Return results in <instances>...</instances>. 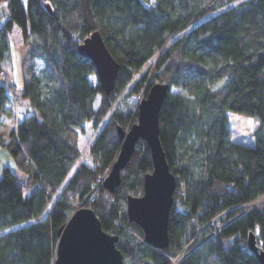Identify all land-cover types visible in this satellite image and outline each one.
Listing matches in <instances>:
<instances>
[{
    "label": "trees",
    "instance_id": "16d2710c",
    "mask_svg": "<svg viewBox=\"0 0 264 264\" xmlns=\"http://www.w3.org/2000/svg\"><path fill=\"white\" fill-rule=\"evenodd\" d=\"M5 1L0 73L15 26L25 47L18 86L0 81V149L24 175L1 169L0 264H53L57 232L80 208L117 237L123 264H259L247 240L254 234L264 251V0ZM93 32L119 66L109 96L77 51ZM155 84L178 91L159 113L160 143L183 193L174 195L164 250L145 244L126 214L152 168L146 144L136 143L112 193L102 184L121 147L118 128L137 120L127 100ZM16 98L24 106L5 132ZM227 112L259 123L254 145L230 140ZM85 124L102 126L93 167L76 166Z\"/></svg>",
    "mask_w": 264,
    "mask_h": 264
},
{
    "label": "water",
    "instance_id": "95a60500",
    "mask_svg": "<svg viewBox=\"0 0 264 264\" xmlns=\"http://www.w3.org/2000/svg\"><path fill=\"white\" fill-rule=\"evenodd\" d=\"M79 55L92 61L96 78L109 96L115 85L119 66L108 52L98 32H93L77 49ZM171 92L168 85L155 84L148 88L137 107V120L126 131L118 128L121 147L104 178L103 187L113 192L120 184V175L126 167L136 143L146 144L151 157V171L144 175L143 190L139 196H128V222L142 231L143 242L157 250L168 247L169 216L174 203L176 180L170 172L159 139V113ZM58 241L53 264H123L122 254L116 247L117 237L102 230L96 214L87 208L76 210L57 232ZM248 249L264 264V251L249 233Z\"/></svg>",
    "mask_w": 264,
    "mask_h": 264
},
{
    "label": "rangeland",
    "instance_id": "374dc122",
    "mask_svg": "<svg viewBox=\"0 0 264 264\" xmlns=\"http://www.w3.org/2000/svg\"><path fill=\"white\" fill-rule=\"evenodd\" d=\"M8 39L10 42V49H11V61L9 64L11 65L8 64L4 68V70L1 71L0 81L3 82V84L7 86H8L7 82H10V83L14 82L18 86V82L20 78L19 65H20L22 56L24 54L25 45L21 44V47L17 48V45L22 43V35L20 32V29L17 26L13 28V31L9 34ZM16 48L18 51L15 54ZM90 80L92 83L95 84L97 82L96 75L91 76ZM177 92L178 91L176 89H173V88L171 89V93H177ZM122 98H123V95H121V98L120 99L118 98L117 101H122ZM141 99L142 98L135 97V96L131 97L127 100V104L129 105L130 109L135 111L137 110V107ZM16 100H17L16 102L17 107L15 106V102L13 99H11V103H10V106H12L14 110L13 111L14 123L12 122V118H11V122H9L8 125L6 126V130L2 129L5 132L9 130L11 126H14L15 121L17 120L18 111L20 110L21 107L24 106L23 104L22 105L20 104L21 102L19 101V99L16 98ZM227 120H228V130H229L230 140L241 143L243 145H247V146L254 145L255 131L259 126V123L257 121H255L252 117L239 114V113H234V112H227ZM249 121H251V125H249ZM101 127L102 126L100 125L97 129H93L89 125L85 124L82 129H78V134H79L78 135V140H79L78 145H79V150H80V157L78 158L76 162V166L80 163H84L86 165L91 166L93 162L92 156L90 153L91 142L96 137ZM76 166H74V168ZM3 167L11 168L13 173L16 170L14 161L7 151L5 152L0 151V177H1V169ZM74 168L69 173L67 179L70 178ZM174 264H176V262H174Z\"/></svg>",
    "mask_w": 264,
    "mask_h": 264
},
{
    "label": "crops",
    "instance_id": "0c3cea01",
    "mask_svg": "<svg viewBox=\"0 0 264 264\" xmlns=\"http://www.w3.org/2000/svg\"><path fill=\"white\" fill-rule=\"evenodd\" d=\"M6 16H7V2L5 0H0V24H2V22L4 21V19H5ZM21 44L22 43L18 44L17 45V48H20L21 47ZM17 48L15 50V54L18 51ZM18 83H20V78H19V82ZM0 151L1 152H5L6 149L5 148H1ZM89 167H93V162H92L91 166H89ZM14 173L17 176H19V177H23V175H24L20 170H17V169L15 170Z\"/></svg>",
    "mask_w": 264,
    "mask_h": 264
},
{
    "label": "built area",
    "instance_id": "2783aa9c",
    "mask_svg": "<svg viewBox=\"0 0 264 264\" xmlns=\"http://www.w3.org/2000/svg\"><path fill=\"white\" fill-rule=\"evenodd\" d=\"M2 83H3V82H2ZM175 193H176L177 195H179V197H182V196H183V193H182V191H180V190H176Z\"/></svg>",
    "mask_w": 264,
    "mask_h": 264
},
{
    "label": "snow or ice",
    "instance_id": "6c2138e0",
    "mask_svg": "<svg viewBox=\"0 0 264 264\" xmlns=\"http://www.w3.org/2000/svg\"><path fill=\"white\" fill-rule=\"evenodd\" d=\"M249 125H251V121H249Z\"/></svg>",
    "mask_w": 264,
    "mask_h": 264
}]
</instances>
